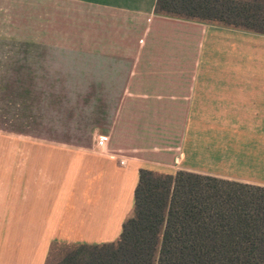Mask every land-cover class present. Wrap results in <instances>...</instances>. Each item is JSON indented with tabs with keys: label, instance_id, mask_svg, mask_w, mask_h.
<instances>
[{
	"label": "crops",
	"instance_id": "crops-1",
	"mask_svg": "<svg viewBox=\"0 0 264 264\" xmlns=\"http://www.w3.org/2000/svg\"><path fill=\"white\" fill-rule=\"evenodd\" d=\"M18 1L0 0V26ZM33 1L55 8L58 52L88 65L106 112L78 118L72 143L0 127V264L112 242L144 167L264 186V34L159 16L157 0ZM23 56L20 71L44 59Z\"/></svg>",
	"mask_w": 264,
	"mask_h": 264
},
{
	"label": "trees",
	"instance_id": "trees-1",
	"mask_svg": "<svg viewBox=\"0 0 264 264\" xmlns=\"http://www.w3.org/2000/svg\"><path fill=\"white\" fill-rule=\"evenodd\" d=\"M155 12L264 34V0H157ZM45 264H264V186L141 168L119 237L54 242Z\"/></svg>",
	"mask_w": 264,
	"mask_h": 264
},
{
	"label": "rangeland",
	"instance_id": "rangeland-1",
	"mask_svg": "<svg viewBox=\"0 0 264 264\" xmlns=\"http://www.w3.org/2000/svg\"><path fill=\"white\" fill-rule=\"evenodd\" d=\"M39 3L18 1L13 7L3 9L6 16L0 26V127L72 143L75 140L68 137L66 130L77 128L78 118L102 117L106 112L102 102L106 89L89 87V73L79 70L88 69V65H73L69 60L74 58L58 52L55 8ZM41 32L48 33L41 35ZM26 49L44 54L41 64L25 61L27 67L35 69L33 72L17 70L24 65L17 61L18 57L25 59ZM75 59L80 61L83 57L76 56ZM111 108L112 105H108L109 113ZM73 115L75 120L70 117ZM82 121V127L89 125L88 119ZM111 122L109 120L107 126ZM16 139L17 143L24 142V138ZM36 193L39 191L35 189L34 195ZM19 203L23 205L22 197ZM118 232L113 240L121 234L122 227ZM65 247V244L55 246V255Z\"/></svg>",
	"mask_w": 264,
	"mask_h": 264
},
{
	"label": "built area",
	"instance_id": "built-area-1",
	"mask_svg": "<svg viewBox=\"0 0 264 264\" xmlns=\"http://www.w3.org/2000/svg\"><path fill=\"white\" fill-rule=\"evenodd\" d=\"M107 140H108V137H105V136H101V137H99V140H98V146H99L100 148H103L104 145L106 144ZM122 164H123V162H122Z\"/></svg>",
	"mask_w": 264,
	"mask_h": 264
}]
</instances>
